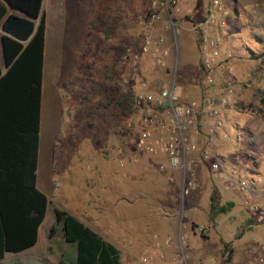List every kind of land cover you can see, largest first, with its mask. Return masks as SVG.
Segmentation results:
<instances>
[{
    "label": "rangeland",
    "instance_id": "374dc122",
    "mask_svg": "<svg viewBox=\"0 0 264 264\" xmlns=\"http://www.w3.org/2000/svg\"><path fill=\"white\" fill-rule=\"evenodd\" d=\"M204 2L183 1L177 18L180 26L175 39L176 51L172 48L175 42L172 36L166 35L172 48V59H176L182 51L187 53L189 46L197 50V35L190 26L203 16ZM128 3L122 48L121 43L111 45L107 44V39H103V33H108L107 26L103 28L94 24L102 28L93 42L92 59H89V53L87 57L81 56L76 70L70 72L56 70V64L65 62L57 47L62 53V50H72L73 46L78 49L84 41L90 13L88 2L44 0L41 4L49 27L45 52L48 44L56 43V57L53 56L49 64L45 63L46 57L44 60L36 174L37 187L44 192L49 204L38 231L37 244L24 252L5 255L0 264H58L60 260L74 264L75 244L63 240L61 226L50 235L48 232L54 219L53 208L77 215L82 212L79 210L83 204L81 196L91 206L90 215L93 216L81 221L113 243L121 251V264H125L124 249L129 241L126 232L120 230L111 238L105 235L107 232L103 227L112 214L111 202L117 195L113 181L117 178L123 180L131 177L137 183L135 185L147 187H135L134 202L140 194L142 198L159 200L163 195L159 190L150 188L151 182L167 181L168 176H172V198L177 199L178 205L181 204V174L179 171L171 174L169 167L159 169L150 157L136 151L134 135L128 129L127 122L131 116L132 92L139 78L148 80L150 87L154 88L169 78L172 69L176 72L177 83L183 85L184 75L188 72L189 77L197 82L201 78L199 61L192 66H180L177 59L175 66L171 63L162 70L153 68L151 61L135 70L121 64L122 53L137 48L141 15L149 0H138L137 6L135 0ZM198 5L199 12L194 14ZM225 9L229 13L226 20L230 25L227 37L230 39L232 60L236 61L227 77L232 89L230 111H227L223 126L216 129L213 145L217 154L227 158L226 163L260 172L264 176V106L260 105L259 100V96L264 95V0H227ZM114 23L119 22L112 16L110 24ZM117 29L118 26L114 27V31L111 27V34ZM69 56L71 60L72 53ZM192 98L199 99L200 94ZM224 132L227 133L226 138L222 137ZM99 168L101 173L97 175ZM194 181L196 186L206 183L213 189L217 186L222 196L232 198L235 205L231 213L228 210L215 215L214 218H218L215 229L212 223L198 222L206 226L208 235L188 231L184 249L191 250L195 260L200 252H204L203 264H224L218 257L223 243L236 252L264 254V224L253 222V217L241 206L239 197L212 182L202 165L198 169L195 167ZM84 190H88L89 194ZM114 239L124 246H118ZM139 256L143 260L141 253ZM257 261L260 263L259 257Z\"/></svg>",
    "mask_w": 264,
    "mask_h": 264
},
{
    "label": "built area",
    "instance_id": "2783aa9c",
    "mask_svg": "<svg viewBox=\"0 0 264 264\" xmlns=\"http://www.w3.org/2000/svg\"><path fill=\"white\" fill-rule=\"evenodd\" d=\"M183 1L149 0L140 22L141 43L135 50L122 53L121 64L135 70L148 59L157 70L169 66L167 63L171 56L165 45L166 33L175 41L172 48L176 51L175 39L180 26L177 18ZM225 8L224 0H206L203 16L190 26L197 35L201 72L199 85H207L209 92H204L199 99L182 97L177 92V76L172 69L169 78L154 88L141 77L135 82L132 92V110L127 127L134 135L133 146L136 151L151 159L161 157L156 162L159 169L169 167L179 171L180 198L189 196L196 189L195 164L204 163L210 180L226 192L236 194L244 210L253 217V222L264 224V176L222 162L213 145L216 129L223 126L222 122L232 103L229 81L223 83L219 94L216 92L219 73L229 76L232 71L233 53L221 48L227 34L228 13ZM175 64L177 60L173 58L172 65ZM222 137L226 138L227 133L224 132ZM201 138H205L202 143L199 142ZM188 231L206 236L209 233L202 224H190L188 228L181 224L177 236L178 252L169 258L165 256L164 248L171 246L172 238L168 235L163 238L153 236L158 249L157 264H186L183 249ZM143 260L150 262L152 257L146 255Z\"/></svg>",
    "mask_w": 264,
    "mask_h": 264
},
{
    "label": "trees",
    "instance_id": "16d2710c",
    "mask_svg": "<svg viewBox=\"0 0 264 264\" xmlns=\"http://www.w3.org/2000/svg\"><path fill=\"white\" fill-rule=\"evenodd\" d=\"M41 3L0 0V28L5 33L0 36V260L5 253L18 254L37 244L49 204L36 185L46 22ZM259 100L264 105V95ZM230 206L218 204L215 194L211 198L213 216ZM53 211L48 233L61 226L63 240L75 244L74 264H120L114 244L69 212ZM221 251L224 262L229 261L233 249L223 243Z\"/></svg>",
    "mask_w": 264,
    "mask_h": 264
},
{
    "label": "crops",
    "instance_id": "0c3cea01",
    "mask_svg": "<svg viewBox=\"0 0 264 264\" xmlns=\"http://www.w3.org/2000/svg\"><path fill=\"white\" fill-rule=\"evenodd\" d=\"M128 1L129 0H87L88 2L87 7L90 13L88 14L87 23L85 25L84 41L80 43V46L78 47V49L75 48V46H73L72 50H70V48L67 49L66 52L62 50V53L57 47L58 52L60 53V55L64 57L65 62L64 64L63 63L56 64V70L66 71V72L75 71L76 64H78L79 61H81L80 57L81 56L87 57L88 53H89L88 57L91 60L93 42H95V37L96 35L98 36L102 27L106 28L107 26V29H108L107 32L109 34L103 33L102 31V33L104 34L103 39L104 40L107 39L106 41L107 44L110 43L111 45L115 44L118 46L119 43H121L120 48H122L121 46L124 43L123 38H125L124 21L128 13V5H129ZM137 1L138 0H135V6H137ZM224 4L226 7L227 0H224ZM196 7L197 8H195L196 10H194V14H198L200 5ZM204 7H206V0L204 2ZM204 7L202 9L201 16L204 14ZM10 11L13 12L14 14L24 16L23 14H21L19 10H10ZM41 13L44 15L45 21H46L45 22V41H46L48 30H49L48 23H47L48 19H47V16L44 14L43 10H41ZM112 16H113V19L116 20V22H119L118 24H116L118 26V29L116 30V32H113V34H111L110 32V28L112 27L114 31V27H117V26L115 25V23L110 24V18ZM94 24H97L99 26L102 25V27H99ZM227 24H228V27H227V32H228V28L230 27L228 20H227ZM158 32L159 30L156 29V33ZM167 34L169 33L167 32L166 35ZM2 35H5V33H3L0 28V36ZM138 39H139L138 44H140L141 37L139 36ZM229 40L230 39L227 37V34H226L224 44L221 47L222 49L224 50L229 49V51H231L230 50L231 44ZM45 41H44V60L46 57L45 63L49 64L48 62H50L53 56H55L56 43L54 45L48 44L47 51H46L47 53H46L45 52ZM168 44L169 42L166 41L165 45L168 46L170 50V56H171L172 48ZM191 48L192 47L189 46L187 48V53L182 51L181 53H179V56L176 57V60L177 59L179 60L180 66H184V65L192 66V65L197 64V62L199 61V54L197 53V50L195 49V47H193L192 50ZM182 49L184 50V47ZM70 53H72L71 60L69 56ZM171 58L169 59L167 63L168 65L172 63L173 59ZM1 59H2V54H1V49H0V64L2 65ZM44 60H43V65H42L43 79H44ZM148 61L150 60L146 59L143 63H141V65H143L144 63ZM235 61L236 60L234 59L231 61L232 69H233V65L235 64L234 63ZM183 73L184 72H182V74ZM188 74L189 72L184 75L185 83H183V85L179 84V82L177 83V92L179 94L181 93L180 95L182 97L190 96V98H192V96H197L198 94H200V97H201V95L204 92H209V87L207 85H201V84L199 85L201 78L196 82V80H193L191 77H189ZM227 77L228 76L222 72L219 73V75L217 76V86L218 87H217L216 92H218V94L222 90L221 86L223 85V83L224 82L226 83V81H230V79H228ZM43 79H42V85H43ZM202 86H203V89L201 88ZM260 105H262V103ZM229 109L227 110L228 112L230 111ZM214 149L216 152L215 147ZM217 156L222 162H225L227 160V158L219 154H217ZM161 159L162 158L160 159L156 158V159H151V160L153 162H157ZM38 161H39V158H38ZM201 165L204 166V168L207 170V167L205 166L204 163L197 162L195 164V167L198 169ZM96 171H97V175L101 173L100 168L97 169ZM176 171L177 170H170L169 172L175 175L177 174ZM207 173H208V170H207ZM257 173H260V172H257ZM171 178L172 176H168L167 181L151 182L150 188L152 187V189L159 190L160 193L163 195L159 198V200L158 199L150 200V199L142 198L140 197L141 196L140 194V196H138V198H136L134 202H133V199H134L133 197L135 196L134 195L135 187L139 186L142 188L143 185H135L137 183L133 179H131V177L128 179H123V180H119V178H117L115 181H113L117 189V191H115V194L117 195H115L114 200L111 202L112 214L110 216V219H108L106 226H103V227L106 228L105 232L107 233L105 235L109 237H111V235H116L117 233H119L120 230L126 232L125 234L127 235L129 241H128L127 246H125V249H124L125 250L124 252L125 264H157L158 259L156 255L158 253V249L155 246V240L153 238V236L155 235L158 236L159 238H163L165 235L172 237L171 246L169 248L167 247L164 248V250L166 251L165 256L169 258L173 254H176L178 252L177 236L179 235L181 224L188 228L190 224H195L198 222L201 223L204 221L206 223H212L215 229L216 225L218 224V218H214L216 216H213L211 207H210L211 198L214 194H215L216 200L218 201V204H225V205L231 204V206L229 207L230 213H231V210L234 208L235 202L232 198H226V197L224 198L216 185H215L216 188L213 189V188H210V186L207 183L204 185L200 184L196 186V189L189 196H186L180 199L181 204L178 205L177 199L172 198V191H173L172 186L173 185H172ZM36 185H37V180H36ZM84 191L86 194H89L88 190L87 191L84 190ZM227 193H230V192H227ZM81 201L83 204L81 206V209L79 208V210L82 212L77 215L74 214L73 212H70V214L78 218L80 221L92 219L93 216L90 215L92 213L90 211L91 206L88 204L87 200L82 198V196H81ZM113 241H115L116 243L118 242L117 243L118 246H124L121 243V241H118V239H114ZM183 250L186 252V258H187L186 264H194V263L203 264L204 254H205L204 252L202 253L200 252V254L197 255V258L195 260L194 255H192L193 252L191 250H186V249H183ZM236 251L237 250L234 251L233 249V252H231V255H230V259L227 262H224L223 260V257H222L223 251L218 252V257L221 260V262L224 264H264V261H263L264 254L262 253H243V252H236ZM139 253H141L143 257L146 255H148L149 257L151 256L152 260L150 262L142 260L139 256ZM7 254H12V253H5V255ZM258 257L260 259V263L257 261ZM120 264H121V257H120Z\"/></svg>",
    "mask_w": 264,
    "mask_h": 264
}]
</instances>
